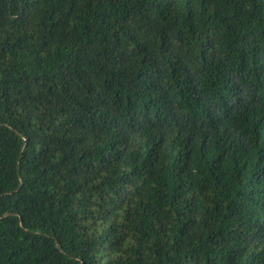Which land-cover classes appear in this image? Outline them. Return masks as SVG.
<instances>
[{"label":"trees","instance_id":"1","mask_svg":"<svg viewBox=\"0 0 264 264\" xmlns=\"http://www.w3.org/2000/svg\"><path fill=\"white\" fill-rule=\"evenodd\" d=\"M0 264H264V0H0Z\"/></svg>","mask_w":264,"mask_h":264}]
</instances>
